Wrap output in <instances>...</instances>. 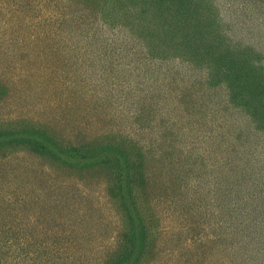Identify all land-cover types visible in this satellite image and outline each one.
<instances>
[{"label":"rangeland","instance_id":"1","mask_svg":"<svg viewBox=\"0 0 264 264\" xmlns=\"http://www.w3.org/2000/svg\"><path fill=\"white\" fill-rule=\"evenodd\" d=\"M36 1L11 0L18 16L8 22L0 18L2 48L21 50L25 42L27 52L4 55L3 68L19 67L40 83L3 99L0 121L19 115L40 123L63 119L68 130L81 124L91 133L137 130L147 138L151 156L171 173L170 182L179 185L170 217L178 210L195 215L187 233L173 230L176 244L202 248L205 254L200 251L194 259L209 257L210 264H264V127L256 128L248 101V94L255 102L264 91V0H200L190 17L179 21L180 29L172 17L179 20L182 10L168 17L148 0H101L95 21L73 1ZM119 9L122 16L116 15ZM79 14L84 21L72 23L69 16ZM12 22L16 28L20 23L19 32L6 30ZM57 28L62 36L52 41ZM68 85L78 88L76 98L62 95L75 104L70 106L75 118L60 98ZM87 112L102 122L88 121ZM139 115L147 128L130 124ZM10 180L0 177V200L19 194L15 189L22 183ZM23 180L35 182L32 175ZM219 231L227 233L219 244L206 242L208 236L219 238ZM186 257L178 263L186 264ZM164 260L160 263L171 264Z\"/></svg>","mask_w":264,"mask_h":264},{"label":"trees","instance_id":"2","mask_svg":"<svg viewBox=\"0 0 264 264\" xmlns=\"http://www.w3.org/2000/svg\"><path fill=\"white\" fill-rule=\"evenodd\" d=\"M71 1L82 9L87 8L93 21L97 19L101 0H67V3ZM148 1L167 16H175L182 10L183 16L179 20L172 17L180 29L183 25L179 21L185 16L190 17L191 7L198 5L200 0ZM103 3L109 2L103 0ZM4 5H8L10 11L5 12ZM11 6V0H0V18L7 19V22L11 20L9 18L18 16L15 7ZM122 12L119 9L116 15L122 16ZM64 16L66 19V14ZM70 16L71 22L78 25L86 18L83 14ZM16 24L12 22L11 28L8 24L6 30L19 32L21 25L19 23L16 28ZM57 29L50 35V40L62 36L60 28ZM168 31L166 35L169 37ZM161 37L159 32L158 39L162 40ZM34 38L37 41L41 37ZM54 48L59 50L55 45ZM2 49L0 108L3 99L28 92L33 88V82L35 86L40 84L27 79L28 72L19 71V67L14 72H7L5 66L3 68L4 55L11 57L14 56L12 52L27 53L25 42H22L21 50L13 48L7 53L4 47ZM258 56L261 59V55ZM23 57L26 58L24 54ZM259 64L262 65L260 60ZM261 70L264 73V68ZM263 81L260 78V84ZM66 87L68 89L64 88L60 98L65 107L70 108L75 104L70 99L64 100L62 95L68 92L69 96L72 94L76 98L78 88ZM260 95L259 99L251 102L248 94L249 113L254 116L256 128L261 124L264 127V91ZM71 109L68 110L72 112ZM260 114L262 118H258ZM76 116L72 112V118ZM86 116L88 121L99 118L102 122L93 112H87ZM64 118L68 123L70 117ZM142 118L141 115L134 117L130 124L145 129L148 126L143 124ZM63 122V119L55 118L51 122L40 123L34 118L29 120L19 115L6 122L0 121V161L3 163L0 177L6 174L12 179L11 184L16 181L22 183L15 189L19 194L0 200V264H161L163 259L177 264L183 254L187 256L183 259L186 264L212 263L209 257L208 260L201 258L202 261L194 259L202 248L193 250L188 243L182 247L176 244L179 238L173 237V230L186 228L187 233L194 227L195 215L191 214L192 210H178L177 217H170L173 191L179 185L175 180L170 182L171 173L159 163V158L151 156L146 137H140L134 128L127 135L102 129L91 133L81 124H75L73 130H68ZM72 140L74 145L68 146ZM31 175L37 185L23 180V176ZM165 207L168 209L164 210ZM164 219L167 220L162 224ZM224 232L219 231V238L208 236L206 242L216 246L223 235H227ZM201 253L205 254L203 250ZM215 261L213 259V263Z\"/></svg>","mask_w":264,"mask_h":264}]
</instances>
